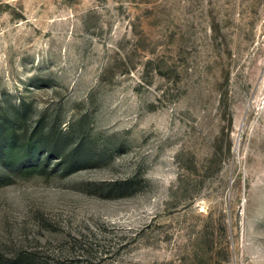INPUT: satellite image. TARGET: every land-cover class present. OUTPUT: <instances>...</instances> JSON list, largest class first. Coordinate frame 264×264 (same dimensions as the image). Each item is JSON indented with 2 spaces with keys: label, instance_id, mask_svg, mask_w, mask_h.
<instances>
[{
  "label": "rangeland",
  "instance_id": "obj_1",
  "mask_svg": "<svg viewBox=\"0 0 264 264\" xmlns=\"http://www.w3.org/2000/svg\"><path fill=\"white\" fill-rule=\"evenodd\" d=\"M0 264H264V0H0Z\"/></svg>",
  "mask_w": 264,
  "mask_h": 264
},
{
  "label": "trees",
  "instance_id": "obj_2",
  "mask_svg": "<svg viewBox=\"0 0 264 264\" xmlns=\"http://www.w3.org/2000/svg\"><path fill=\"white\" fill-rule=\"evenodd\" d=\"M33 132L24 144H21L13 133L6 137V140L0 145V160L10 168L14 166L27 165L28 160L24 157H31L38 149L40 141Z\"/></svg>",
  "mask_w": 264,
  "mask_h": 264
}]
</instances>
